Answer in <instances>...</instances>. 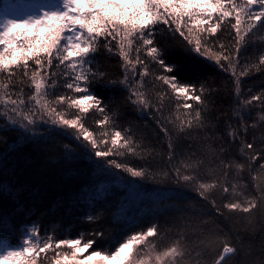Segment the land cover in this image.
Returning <instances> with one entry per match:
<instances>
[{
  "label": "snow or ice",
  "instance_id": "snow-or-ice-1",
  "mask_svg": "<svg viewBox=\"0 0 264 264\" xmlns=\"http://www.w3.org/2000/svg\"><path fill=\"white\" fill-rule=\"evenodd\" d=\"M208 61L227 83L199 67ZM255 73L264 75V0L6 3L0 264H264V81L259 90L245 82ZM57 145L64 159L92 160L99 176L175 187L127 220L123 206L106 216L89 200L78 219L93 227L75 237L38 221L21 229L26 198L53 192L49 178L16 179L22 148L47 155Z\"/></svg>",
  "mask_w": 264,
  "mask_h": 264
},
{
  "label": "trees",
  "instance_id": "trees-1",
  "mask_svg": "<svg viewBox=\"0 0 264 264\" xmlns=\"http://www.w3.org/2000/svg\"><path fill=\"white\" fill-rule=\"evenodd\" d=\"M249 52H251V49H249ZM194 56L195 54H193ZM184 62L190 67L193 66L191 58L185 59ZM32 63V61H29V64ZM111 63L115 65L116 60L113 59ZM199 67L206 74L215 76L218 83L228 82V74L221 72L213 62L208 61ZM262 81H264V75L260 73L245 78L246 84L254 86V90H259ZM100 91L105 97L121 95L114 89H100ZM232 99V97L225 94L220 102L227 107L231 104ZM139 115V113H134L130 109L125 112L127 119L142 123L143 121L139 119ZM256 115V113L253 114L254 117ZM2 123V118H0V124ZM0 135L4 134L0 133ZM7 139L11 142L16 137L8 134ZM61 140L75 146V141H69L63 137ZM3 150L4 144L0 142V152H3ZM3 178V176H0V179ZM38 178H49L53 184V192L46 200L26 198L25 203L31 208V211L21 209V215L18 217L19 228L30 227V221H38L45 228H56L60 235L71 234L73 237L78 232L91 231L93 227V225L78 219L86 210L89 200L95 198L100 201L98 210L104 211L106 216L120 212L121 206H123L125 213L123 219L127 220L144 215L143 209L148 199H156L169 187H175L174 185H159L151 180L139 181L138 178L133 177H127V180L133 181L132 184H128L119 181L115 176H99L92 160L84 156H78L75 159H64L59 145L47 155L37 154L31 146L23 147L18 161V176L16 179L22 184H35ZM101 186H104L107 191H103ZM184 191L188 198L198 199L194 191L189 189ZM101 198L106 199L108 203L104 204ZM57 200L64 201L63 207L59 210L56 208L55 201ZM163 203L171 204L173 201L165 200ZM3 206L5 205H0V207ZM140 226H147V220L142 222Z\"/></svg>",
  "mask_w": 264,
  "mask_h": 264
},
{
  "label": "rangeland",
  "instance_id": "rangeland-1",
  "mask_svg": "<svg viewBox=\"0 0 264 264\" xmlns=\"http://www.w3.org/2000/svg\"><path fill=\"white\" fill-rule=\"evenodd\" d=\"M28 2H29V0H7L6 1V3H8V4H21V5L28 3ZM3 9H4V7H3ZM3 9H2L0 15L3 14ZM85 255H87V253H85Z\"/></svg>",
  "mask_w": 264,
  "mask_h": 264
}]
</instances>
